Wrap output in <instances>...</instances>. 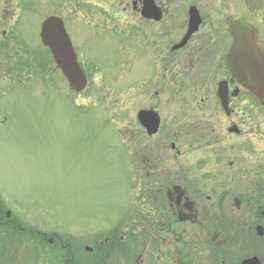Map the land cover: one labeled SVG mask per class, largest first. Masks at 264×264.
<instances>
[{
  "label": "rangeland",
  "instance_id": "rangeland-1",
  "mask_svg": "<svg viewBox=\"0 0 264 264\" xmlns=\"http://www.w3.org/2000/svg\"><path fill=\"white\" fill-rule=\"evenodd\" d=\"M158 1L165 16L151 26L133 10L137 0H0V195L29 211L28 224L40 214L34 219L40 227L65 238L85 263L114 228L127 230L126 215L132 217L128 200L138 195L137 163L151 142L140 130L139 109H160L167 138L150 166L172 163L171 132L183 141L198 137L206 114L220 113L215 83L197 82L201 71L204 79L219 63L207 49L230 42L228 19L244 16L264 45V0ZM191 5L204 25L184 49L172 51ZM51 15L64 20L86 73L81 91L70 87L41 41V24ZM246 95L232 106L252 113L242 145L257 156L243 152V163H264V106ZM188 122L192 131L182 129ZM46 250L49 257L33 264H58V251ZM107 258L98 264L129 262Z\"/></svg>",
  "mask_w": 264,
  "mask_h": 264
},
{
  "label": "flooded vegetation",
  "instance_id": "flooded-vegetation-1",
  "mask_svg": "<svg viewBox=\"0 0 264 264\" xmlns=\"http://www.w3.org/2000/svg\"><path fill=\"white\" fill-rule=\"evenodd\" d=\"M154 3L161 11V18L146 19L142 16L151 26L165 16L159 1L154 0ZM143 7V0L133 3V10L141 15ZM198 13L200 24L179 50L184 49L204 25L199 10ZM189 19L190 15L186 31ZM228 33L231 41L229 29ZM183 36L173 43L172 51H178L175 46ZM229 44L220 49H207L206 56H217L219 63L213 65V69L209 68L211 71L204 79H201V71L198 78L202 82H197L205 84L211 79L215 83V99L220 113L206 114L208 118L202 132L197 133L198 137L183 141L171 132L172 163H155L152 166L149 163L151 159L159 160V148L167 140L162 134L160 109L148 106L137 112L140 130L151 142L142 147V160L140 158L137 163L138 195L128 200V211L132 217L126 215L127 230L121 233L114 228L107 235L105 244H98L97 250L91 249V252L96 251L89 263L98 264L108 256L109 261L129 259L128 264H264V163H243V152H247V156H257L254 149L251 151L249 146L242 145L243 127L253 115L247 111L238 112L232 106L234 99L244 97L243 92L247 93L248 101L259 107L264 106V97L250 95L237 80L231 79L226 62ZM194 73L197 77V69ZM221 83L226 86V107L218 95ZM236 89L238 93L234 94ZM204 100L206 97L201 98L202 102ZM144 110L153 111L158 116L155 133H149L138 117ZM188 126L189 129H182H194L189 122ZM12 207L15 205L10 199L6 197L4 200L0 196V264L39 263L45 255L49 257L51 250L47 248L58 251V264L83 262L79 259L81 256L74 253L73 245L66 244L65 238L51 232L45 224L40 227L36 221L40 214H33L36 220L32 219L28 224L29 211Z\"/></svg>",
  "mask_w": 264,
  "mask_h": 264
},
{
  "label": "water",
  "instance_id": "water-1",
  "mask_svg": "<svg viewBox=\"0 0 264 264\" xmlns=\"http://www.w3.org/2000/svg\"><path fill=\"white\" fill-rule=\"evenodd\" d=\"M142 14L147 18L156 20L161 18V11L156 7L153 0H144ZM200 21L197 9L192 6L188 32L175 48H180L187 42ZM229 27L232 42L226 53V61L228 69L232 73V80L237 79L245 89L259 96H264V53L256 42V28L241 16L231 17ZM40 36L42 42L52 51L56 63L68 78L70 86L76 91H81L86 86L87 78L77 61L63 20L56 16L47 17L41 25ZM236 93L237 91L234 92V94ZM218 94L223 98V105L226 107L227 93L224 83L220 84ZM138 117L147 127L149 133L152 134L157 131L159 119L153 111H140Z\"/></svg>",
  "mask_w": 264,
  "mask_h": 264
},
{
  "label": "trees",
  "instance_id": "trees-1",
  "mask_svg": "<svg viewBox=\"0 0 264 264\" xmlns=\"http://www.w3.org/2000/svg\"><path fill=\"white\" fill-rule=\"evenodd\" d=\"M79 263H80V262H79ZM81 264H94V263H89V262L85 263V262H82Z\"/></svg>",
  "mask_w": 264,
  "mask_h": 264
}]
</instances>
